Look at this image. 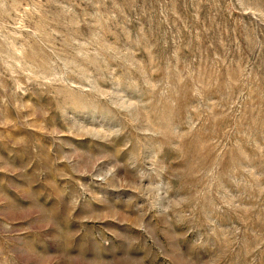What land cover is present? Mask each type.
Wrapping results in <instances>:
<instances>
[{
    "label": "rangeland",
    "instance_id": "obj_1",
    "mask_svg": "<svg viewBox=\"0 0 264 264\" xmlns=\"http://www.w3.org/2000/svg\"><path fill=\"white\" fill-rule=\"evenodd\" d=\"M0 264H264V0H0Z\"/></svg>",
    "mask_w": 264,
    "mask_h": 264
}]
</instances>
